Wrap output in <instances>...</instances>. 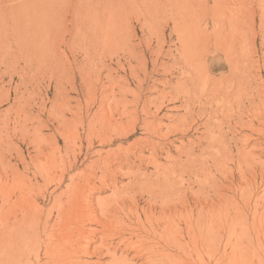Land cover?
<instances>
[{
    "label": "rangeland",
    "instance_id": "374dc122",
    "mask_svg": "<svg viewBox=\"0 0 264 264\" xmlns=\"http://www.w3.org/2000/svg\"><path fill=\"white\" fill-rule=\"evenodd\" d=\"M127 1L107 2L103 19L110 24L87 29L83 22L73 19L72 12L67 23H62V17L54 28V3L49 10L40 0H0V208L6 201L3 193H17L18 198L11 201L18 207L14 211L32 203L31 209L46 217L55 205L58 209L60 203L66 204L75 188L88 183L86 176L94 166L97 169L99 161L111 163V175L107 177L108 189L95 194L96 200L112 199L115 187H125L130 192L136 176L137 183L156 191L164 184L155 177L163 174L170 176L173 187L188 188V177L180 178L179 173L190 168L200 172L201 164L211 174L212 183L219 186L224 182L223 186H227L208 155L198 149L200 145L207 147L216 127V103L208 76L218 79L229 74L226 66L231 57L215 49L216 39L223 41L228 33L243 64L250 62L239 82H250L260 97L264 96V0ZM120 3L122 6H117ZM194 11L197 14H190ZM198 69L204 73L199 72L197 78ZM177 92H191L194 103L188 106L184 97L171 101L170 94ZM249 122L245 118V129L237 127L230 138L244 144L245 137H250ZM254 130L258 132L260 128L256 126ZM250 139L260 144L253 152L255 158L264 161V139ZM204 158H208L205 163ZM65 175L60 185L58 182ZM72 176L76 177L73 183L69 180ZM236 192L237 186L222 195L238 204ZM138 193L129 206L147 210L148 198ZM152 206L150 213H154L156 222L162 207ZM6 209L0 216V244L11 231L1 233ZM56 222L54 211L50 224ZM133 227L138 230L136 224ZM236 231L242 232L240 228ZM20 232L18 229L14 237L19 239ZM251 232L233 238L236 248H224V243L212 254L194 251L187 237L183 241L185 253L171 251L165 264H264L263 250ZM136 235L147 239L142 233ZM175 236L174 231L164 232L159 242L162 240L164 245ZM18 258L9 263L17 264ZM28 258L25 264H39L35 256ZM0 259L3 264L1 254ZM84 261L93 263L96 259ZM108 263L109 260L104 262ZM148 263L146 258L133 262Z\"/></svg>",
    "mask_w": 264,
    "mask_h": 264
},
{
    "label": "bare ground",
    "instance_id": "6f19581e",
    "mask_svg": "<svg viewBox=\"0 0 264 264\" xmlns=\"http://www.w3.org/2000/svg\"><path fill=\"white\" fill-rule=\"evenodd\" d=\"M40 1L43 2L42 6H45L49 10L51 9V4L54 3L52 8H55L56 14L52 17L51 24L54 28H57L58 21H60L62 17V23H67L69 18L68 14H71V12L73 19L77 18L76 22H83V26L87 29L89 27L100 28L105 24H110L109 20L106 21V19H103L105 14L103 13L104 6H106L107 2L110 0ZM150 1L152 2V0ZM164 1L167 3V0ZM126 2L128 1L126 0ZM246 2L248 3V1ZM225 3H227V1ZM122 4L124 5V2ZM186 4L188 5V3ZM117 6L120 7L122 5L120 3ZM166 6L168 5L166 4ZM179 6L181 7V5ZM183 6L188 7L185 5ZM214 10L216 11L215 8ZM195 13L196 11L190 14L194 15ZM177 14L176 12V15ZM178 16L180 17L181 15ZM191 17L192 19L195 18L193 16ZM225 18H227V16H225ZM263 19L264 18H261V20ZM187 26L189 27V25ZM238 26L241 27V25ZM193 27H195V25H193ZM187 28L185 29L187 30ZM98 29L95 30L100 32V29ZM180 31L182 32V30ZM224 36L225 39L223 41L219 38L216 39L215 49H221L225 54L231 57L226 66L229 74L223 75L218 79L208 76L213 86L211 92L214 93V102L216 103V109L213 111V117L216 118V127L212 131L213 139L210 140L207 147L200 145L198 149L203 155H208V158L218 169L219 174L224 177L227 186H223L222 183L224 182L219 186L215 182L212 183L211 174L207 173L205 164H201L200 172H194L193 169L190 168L189 170H183L184 172L181 171L179 173L180 178H184L185 176L188 177V188L173 187L169 183L170 176L163 174L155 177V180L162 181L164 184L162 189L158 188L159 190L156 191L150 189V186L146 187L145 185L137 183L138 177L136 176L134 180L137 181H134V188L131 189L130 192H128L125 187H115L113 190V198L111 197L112 199L96 200L94 198L95 194H99L108 189V185L106 184L107 177L111 175V163L99 161L97 169L95 170L94 166L92 171L86 176L88 183H83V185L78 186V188L72 189L73 194L69 196L67 203H60L58 209L55 205L48 211L46 217H44L45 215H43L41 211L34 210V208L31 209L32 203L28 204V207L22 206L19 212L18 210L14 211L18 207L14 205L16 203L11 204V201L13 198H18V196H16L17 193L7 195L5 192L3 193L4 195H2L5 197L4 199L6 201H4L2 208H0V216L1 211H5L6 206L8 210L6 209L7 211L3 213L4 218H2V224L4 226H1L3 227L1 233L5 235L8 234L9 229H11V231L9 232L10 236L8 239L0 244V246L3 245V251L2 249L0 250L3 264H11V262L9 263L10 259L16 261L18 257L19 260L17 264H21L23 259V264H25L30 260V258H28L29 256H35L36 263L39 264H104L106 260H109L108 264H133L135 260L142 258H146L149 261L148 264H165L171 251L185 253L183 241H185L187 237H189L194 251L198 253L206 251L212 254L219 249V246H223L224 243V248H236L232 243L233 238H236V236L245 237L250 231H253L251 235L254 233L256 237L255 240H257V244L261 246L264 253V161L255 158L256 156L253 152L257 150L260 144L250 139L252 137L264 139V100H261L264 96L260 97L261 93L258 92L259 90L257 91V88L250 86V82L249 84L239 82L240 76L246 74L244 69L245 67H249L250 62L248 61L247 66H245V64H243V59L238 53V48L235 43H233L234 40L229 38L230 41L228 39V33ZM199 59L202 60L201 58ZM190 61L191 60H189V62ZM194 63L192 61V64ZM196 68H198V64ZM199 69L195 71L198 73L197 78L203 70L199 71ZM208 69L207 71H209ZM179 73L180 72H178V74ZM205 93L206 92L202 95H205ZM181 97L185 98L184 103L188 106L194 103L191 92L183 95L179 92H177L176 95L170 94V99L174 102L180 101ZM161 98L166 100L163 97ZM218 102L223 103L219 105ZM245 118L250 119V122L247 124L250 128V130H248L250 137L246 136L244 144H241L235 137L230 138V136L237 127L245 129ZM256 126L260 128L258 132L254 130ZM244 131L246 130L242 132ZM244 146L246 149L251 148V151L246 152V149H243ZM261 154L264 155V150H261ZM208 158H204L203 163H205ZM98 173L101 174L99 175ZM65 178L66 175L62 176L58 183L61 185ZM75 178L76 177L72 176L69 180L73 183ZM131 185L132 183H130V186ZM235 186H237L236 199L239 201L238 204L235 202V199L222 195L223 191L229 193ZM138 192H141L143 194L142 196L148 198L147 210L140 211L137 206H129V201L134 198ZM21 194L23 196L25 195L22 192ZM86 195L88 196L86 197ZM181 196L183 197L180 198ZM150 201H153L154 204L150 203ZM150 204H160L162 207L161 209H159V207L156 208V210L159 209V212H161L156 222L153 221L154 213H150V207L152 206ZM94 206H96L95 209ZM54 211L57 213L58 222L51 225L50 223L53 219ZM250 213H252L251 216H249ZM236 220L239 221L238 224L235 222ZM135 224L138 230H134L133 225ZM182 225H185L186 228L183 229L181 227ZM238 228H240L242 232L238 233V231H236ZM18 229L21 231L19 233L20 241L16 236L14 237V233ZM170 231L171 233L174 231L177 238L175 236L176 239H168L167 242H163L165 243L164 245H161L162 240L159 242V238L163 237L164 232ZM137 232L144 234L147 239L144 240L140 238L136 235ZM183 233L185 236H183ZM96 244H98V246L93 248ZM242 248L244 249L245 246ZM133 253L135 254L134 256ZM42 257L44 258L42 259ZM212 257L214 256L210 258ZM84 258H93L96 259V261L88 263L84 261ZM156 258L158 260H155ZM43 261L45 262L43 263Z\"/></svg>",
    "mask_w": 264,
    "mask_h": 264
}]
</instances>
